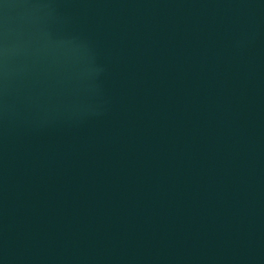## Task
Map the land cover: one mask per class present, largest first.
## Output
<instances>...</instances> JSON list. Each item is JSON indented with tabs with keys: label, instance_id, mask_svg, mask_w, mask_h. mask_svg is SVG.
Listing matches in <instances>:
<instances>
[{
	"label": "water",
	"instance_id": "1",
	"mask_svg": "<svg viewBox=\"0 0 264 264\" xmlns=\"http://www.w3.org/2000/svg\"><path fill=\"white\" fill-rule=\"evenodd\" d=\"M0 264H264V0H0Z\"/></svg>",
	"mask_w": 264,
	"mask_h": 264
}]
</instances>
